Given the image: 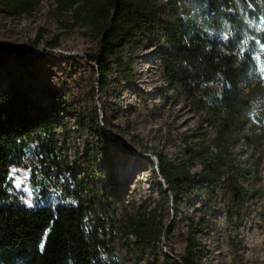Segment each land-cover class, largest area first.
<instances>
[{
  "label": "trees",
  "instance_id": "1",
  "mask_svg": "<svg viewBox=\"0 0 264 264\" xmlns=\"http://www.w3.org/2000/svg\"><path fill=\"white\" fill-rule=\"evenodd\" d=\"M38 3L0 0L1 7L18 15L30 13ZM57 8L74 10L72 26L89 24L87 34L97 38L99 48L87 59L95 66L101 91L110 87L114 74L123 84H134L135 61L125 60L122 52L136 42L151 45L166 85L201 112V122L213 129L211 139L206 132L199 143L186 144L175 162L162 152L155 155L157 163L146 158L160 201L171 200L177 210L202 198L201 210L207 214L222 196L242 214L248 193L232 148L239 136L251 142L243 135V127L257 106L264 108V85L253 78L257 64L264 67V0H58ZM58 37L49 43L50 48L58 46ZM41 38L40 30L35 43ZM20 62L23 68L30 64L27 59ZM39 94L17 79L0 92V264H121L116 246L119 235L135 253L155 257L165 229L159 220L160 207L120 220V184L106 147L111 139L100 128L98 112L84 119L53 90L44 93L50 100L47 111ZM52 110L58 116L64 112L78 127L85 125L94 133L83 140L82 151L75 152L73 159L66 141L56 133ZM259 114L264 134V109ZM27 158L32 164L31 182L41 194L58 188L74 203L56 207L5 204L13 190L9 170L24 166ZM98 160L107 178L100 177ZM193 163L199 164V172H191ZM259 167L260 162L255 171ZM206 224V216L191 220L185 256L178 262L163 253L164 261L201 264L195 233Z\"/></svg>",
  "mask_w": 264,
  "mask_h": 264
},
{
  "label": "rangeland",
  "instance_id": "2",
  "mask_svg": "<svg viewBox=\"0 0 264 264\" xmlns=\"http://www.w3.org/2000/svg\"><path fill=\"white\" fill-rule=\"evenodd\" d=\"M57 1L39 0L35 9L22 15L0 6V57L4 58L3 62L0 60V92L17 79L18 83L39 91V102L47 111H50V100L44 93L53 90L84 119L98 112L100 128L111 139L106 147L116 164L114 176L120 184L122 201L117 202L120 220L158 205L159 220L165 227L160 251L155 257L135 253L131 243L119 235L116 246L120 263L168 264L163 253L178 259L184 257L189 222L206 216V228L195 233L201 264H264V134L259 114L264 108L257 106L243 127V135L249 136L251 142L239 136L232 148L234 164L242 170L241 184L248 193L242 214L238 215L222 196L207 214L201 210L202 198L174 209L171 200L160 201L146 158L157 163L155 155L162 152L175 162L183 155L186 144L199 143L206 132L208 140L211 139L213 129L201 122V112H196L189 101L166 85L151 45L136 42L126 45L122 52L125 60L135 61L134 84H123L114 74L110 87L101 91L95 66L87 59L97 52L98 40L87 34L89 24L79 22L72 26L74 10L61 12ZM40 30L42 38L36 44L35 37ZM57 36L58 46L52 49L49 43ZM25 59L30 62L27 68L20 62ZM256 69L253 78L264 85V67L258 63ZM50 117L73 159L75 152L82 151L83 140L94 133L85 125L78 127L64 112L58 116L52 110ZM63 125L66 130L62 129ZM258 162L260 167L255 171ZM97 163V170L103 173L100 177L107 178L106 168L100 160ZM31 169L29 158L24 166L10 168L8 176L13 190L5 204L14 201L27 207H56L74 203L58 188L41 194L40 188L31 182ZM189 169L197 173L200 166L189 164ZM93 183L100 188L98 181Z\"/></svg>",
  "mask_w": 264,
  "mask_h": 264
},
{
  "label": "water",
  "instance_id": "3",
  "mask_svg": "<svg viewBox=\"0 0 264 264\" xmlns=\"http://www.w3.org/2000/svg\"><path fill=\"white\" fill-rule=\"evenodd\" d=\"M88 63H90L91 65H94L92 62H90L89 60H88ZM157 161V160H156ZM161 182L163 183V180L161 179ZM165 190L166 191H168V188L167 187H165ZM176 261H180V259H178V258H175V257H173Z\"/></svg>",
  "mask_w": 264,
  "mask_h": 264
}]
</instances>
